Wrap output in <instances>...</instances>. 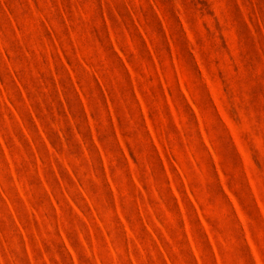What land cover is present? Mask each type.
I'll list each match as a JSON object with an SVG mask.
<instances>
[{"label": "rangeland", "instance_id": "obj_1", "mask_svg": "<svg viewBox=\"0 0 264 264\" xmlns=\"http://www.w3.org/2000/svg\"><path fill=\"white\" fill-rule=\"evenodd\" d=\"M0 264H264V0H0Z\"/></svg>", "mask_w": 264, "mask_h": 264}]
</instances>
